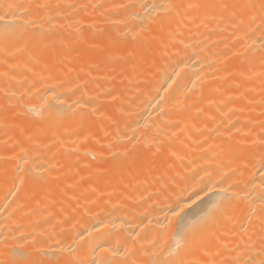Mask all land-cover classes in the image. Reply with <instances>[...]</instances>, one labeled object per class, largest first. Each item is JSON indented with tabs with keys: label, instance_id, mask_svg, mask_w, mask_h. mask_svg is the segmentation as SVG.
Returning a JSON list of instances; mask_svg holds the SVG:
<instances>
[{
	"label": "bare ground",
	"instance_id": "6f19581e",
	"mask_svg": "<svg viewBox=\"0 0 264 264\" xmlns=\"http://www.w3.org/2000/svg\"><path fill=\"white\" fill-rule=\"evenodd\" d=\"M264 264V0H0V264Z\"/></svg>",
	"mask_w": 264,
	"mask_h": 264
},
{
	"label": "snow or ice",
	"instance_id": "6c2138e0",
	"mask_svg": "<svg viewBox=\"0 0 264 264\" xmlns=\"http://www.w3.org/2000/svg\"><path fill=\"white\" fill-rule=\"evenodd\" d=\"M155 264H169L168 261H161V260H158L155 262Z\"/></svg>",
	"mask_w": 264,
	"mask_h": 264
}]
</instances>
